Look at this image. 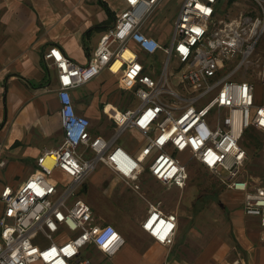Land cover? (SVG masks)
<instances>
[{"label":"built area","instance_id":"1","mask_svg":"<svg viewBox=\"0 0 264 264\" xmlns=\"http://www.w3.org/2000/svg\"><path fill=\"white\" fill-rule=\"evenodd\" d=\"M121 1L124 8L85 65L56 46L43 52L46 65L56 72L62 141L38 157L35 170L19 187L1 190L0 264H94L85 249L111 258L123 247L118 230L97 223L79 195L99 164L144 201L140 227L156 243L172 245L177 216L165 212L160 200L143 195L140 177L146 172L162 186L183 190L190 160L221 186L242 194V211L258 219L264 242V58L252 59L264 35V0H244L249 9L231 19L218 16V0H183L169 44L142 31L155 27L150 16L165 0ZM139 52L162 54L156 78L146 72L151 66ZM172 61L176 73L169 72ZM102 70L139 100L135 109L103 108L114 124L108 138L75 111L72 97L74 89ZM254 79L262 87L260 97ZM128 129L146 141L136 156L117 144ZM249 130L263 141L260 172L246 178L248 154L242 141ZM182 152L189 154L186 162L175 156Z\"/></svg>","mask_w":264,"mask_h":264},{"label":"crops","instance_id":"2","mask_svg":"<svg viewBox=\"0 0 264 264\" xmlns=\"http://www.w3.org/2000/svg\"><path fill=\"white\" fill-rule=\"evenodd\" d=\"M182 1H175L177 10ZM232 2L236 3L235 0H228L229 5L233 4ZM123 8L121 0H0V192L4 186L13 189L19 187L35 170L38 157L44 151L56 149L62 141L56 72L46 65L43 52L50 46H56L74 62L85 65L92 57L101 36L113 26L116 15ZM142 31L162 42L155 27L151 29L144 27ZM131 46L134 47L133 44ZM139 55L144 64L151 66L152 70L146 69V72L156 78L160 69L156 67L155 61L161 62L162 54L148 57L139 52ZM104 73L109 76L108 90L115 91L114 94H109L114 95L112 99L116 98L118 92L132 93L120 88L116 76L102 70L95 79L74 89L72 97L75 111L90 120L93 131L108 138L113 130L109 133L101 124L99 127L97 123L94 124L99 112L97 97L92 94L94 90L91 89L95 82L106 80ZM119 100L120 98H116V105L112 104V100L106 101L101 108V114L104 115L103 108L107 104L117 110H127L128 108L121 109L123 103ZM112 127H114L113 123ZM125 131H128V135L138 142V146L122 147L117 144L128 154L136 156L146 141L134 129ZM102 167L105 174L108 173L110 176L111 186L115 188L118 183L123 185L124 188L114 196L121 205L124 202L123 216L132 215L134 222L133 230L128 234L125 220L122 222L119 217H110L104 221L96 218L93 212L97 223L113 225L124 238L123 247L127 245L125 251L121 250L122 247L111 258H106L94 248L85 249L91 250L93 259L85 253V250L84 254L90 257L94 264H99L103 259L116 260V264H162L165 261L170 264H235V262L264 264V242L260 239L261 229L257 218L249 216L247 219L249 222L244 223L237 212H230V221H233L234 217L238 218L234 228L232 226L231 229L232 239L225 235L216 241L217 237L209 235L206 230H202L206 235L196 231L195 225L200 226L201 221L195 220L184 207H181L179 200L176 210L166 209L161 201L165 212L176 214L177 224L170 247L156 243L140 227L146 210L142 213H131L130 198H121L127 191L130 193L129 197L138 196L106 166L102 165ZM143 174L140 177V186ZM147 177L150 178L148 174ZM165 188L169 190L176 187ZM82 190H87L85 184L79 192L81 198ZM225 192L231 195L233 191ZM241 201L242 197L238 203L240 206ZM231 203L234 204L230 199ZM238 204H234L229 209L226 206L223 211H230ZM0 206L2 209L1 202ZM91 209L93 210L92 207ZM211 221L213 222L214 218ZM212 228L213 224L207 227V229ZM198 237L201 239L197 241L200 245L196 246L195 241ZM200 246L203 248L198 252L197 248L200 249ZM206 247L211 248L208 253L205 252Z\"/></svg>","mask_w":264,"mask_h":264},{"label":"rangeland","instance_id":"3","mask_svg":"<svg viewBox=\"0 0 264 264\" xmlns=\"http://www.w3.org/2000/svg\"><path fill=\"white\" fill-rule=\"evenodd\" d=\"M175 1L176 0H165L161 4V6L156 10L155 14L151 15L149 19L150 23H152L157 29V32H159L158 35L160 36L164 44L170 43L174 17L178 12L175 5ZM235 2L236 3L232 2L233 4L229 5L228 0H218L216 7L218 8V15L220 16V18H234L238 15L240 11L247 10L251 6V4L249 5V3L244 0H235ZM258 57L264 58V35L262 36L258 46L256 47L252 59L255 60ZM155 64L158 69L162 68V60L161 62L160 60L155 61ZM176 68V63L172 61L170 63L169 72H174ZM104 77H106V80L100 83H98V81L95 82L93 84V88H91L94 90L92 94L96 95L97 97L96 103L99 112V117L96 118V122H94V124L97 123L98 127L101 124L110 133L113 130L112 122L109 121L106 116L101 114V108L103 104L106 103V101L109 102L112 100V104L116 105V98H120L119 101H122L123 103L121 109H135L139 105V100L134 97L133 93L129 92H118V94L115 95L116 98L112 99L114 95L111 96L109 94H114L115 91L110 92V90H108L110 82L107 73H104ZM254 81L257 83L256 89L258 91V97H260L262 87L255 79ZM172 82L177 86L176 79H174V77H172ZM112 108L113 106L107 104L106 111L110 112ZM251 134L253 136H256L258 138V142L260 143H253L251 141L252 135H246L243 138L242 145L246 149L248 154V159L243 169V175L246 178L250 176H256L260 172L263 137L255 131H253ZM118 144H120L122 147L131 146L135 148L138 146V142L128 135V131H125L120 135ZM175 156L179 162H186L189 158L188 152L177 153ZM85 185L87 186V190H82V198L87 204H89L93 208V212L95 213L96 218L105 221L107 218L110 217H119L122 222L125 220L124 222L126 233L130 234L133 230L132 223L134 222V220L132 219V215L123 216V212L125 209L122 207V205H124V202L121 205L118 202V198L114 196L116 193L118 194L119 191L122 190V188H124L123 185L121 183H118L115 188L111 186L112 181L110 179V176H108V173L105 174L104 168L100 164L96 167L94 172L87 178V180L85 181ZM225 191L228 190H226L225 187H222L221 184L215 178H213L209 172L199 167L194 160H190L188 162V178L183 190H178L176 188H171L167 190L165 187L161 186L156 182H153L152 179L147 177L146 172L141 178V192L147 199L151 201H162L164 203L165 208L168 210H176V205L179 200V204L181 207H184L185 210L189 212L193 218H195V220L199 219L201 221L200 226L195 225L196 231L199 234L206 235L202 231L206 230L209 235L217 237L215 238L216 241H219V239H222L225 235L229 236L230 238L232 236L231 229L232 226L234 228V225L238 218L234 217L233 221H230V212H237L238 217L240 219H243L244 223L249 222L247 220L249 216H246L243 213L242 205L240 206L238 204L241 200V197L243 201L242 194L233 191L230 195ZM128 194H130L128 191L126 192V194L123 193V197L121 198H130L129 210L131 211V213L144 212L146 210L145 203L139 197H132L133 195H130L131 197H129ZM230 199L234 204L238 205H236V208H232L230 211L227 210L226 212H224L226 206H228L227 209H229L231 206L234 205L232 203L230 204ZM212 218H214L213 222L211 221ZM212 224L213 228L207 229V227L211 226ZM214 224L216 227H214ZM39 239H41V236H39ZM198 240H201L200 237H198V239H196L195 241L196 246L200 245L199 243H197ZM126 246L127 245H125L121 250L125 251ZM200 247V249L199 247L197 248L199 250L198 252L202 251L201 249L203 247ZM208 250H211V248L206 247L205 252L208 253ZM90 251L91 250H85V253L90 255V257L93 259V255ZM33 264L40 263L35 262ZM99 264H116V260L110 261L108 259H103L102 261H100Z\"/></svg>","mask_w":264,"mask_h":264},{"label":"trees","instance_id":"4","mask_svg":"<svg viewBox=\"0 0 264 264\" xmlns=\"http://www.w3.org/2000/svg\"><path fill=\"white\" fill-rule=\"evenodd\" d=\"M254 131V130H249V131H247L245 134H244V137L247 135H252L251 133ZM251 141L253 142V143H257V144H259L260 142H258V138L256 137V136H251Z\"/></svg>","mask_w":264,"mask_h":264}]
</instances>
